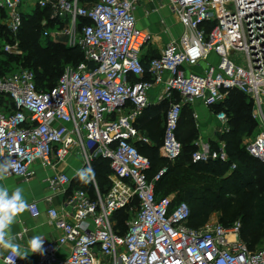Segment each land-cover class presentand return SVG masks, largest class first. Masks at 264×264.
Returning <instances> with one entry per match:
<instances>
[{"label": "built area", "instance_id": "1", "mask_svg": "<svg viewBox=\"0 0 264 264\" xmlns=\"http://www.w3.org/2000/svg\"><path fill=\"white\" fill-rule=\"evenodd\" d=\"M139 1L0 0L2 22L12 33L21 29L25 13L43 10L48 13L43 38L66 36L67 44L84 55L48 90L38 88L29 69L0 75V161L16 165L8 175L32 178L36 163L52 168L73 152L82 155L85 167L102 157L112 170L107 193L95 179V198L84 190L71 191L72 178L64 172L47 179L56 194L71 191L66 201L71 211L63 217L56 207L48 210L62 234L41 245L37 264H264V247L250 249L241 238V222L190 227V205L176 201L174 194L157 193L167 167L150 179L151 160L134 141L149 142L137 135L136 122L157 85L170 103L159 147L170 162L183 152L177 133L184 105L200 101L215 107L238 90L252 100L260 125L246 151L264 163V0H169L183 33L147 65L141 52L151 34L137 25ZM4 50L23 54L19 40ZM211 54L216 62L208 60ZM215 116L217 133L228 132L227 111ZM212 142L198 136L194 163L229 161L226 142L217 138V147ZM235 168L233 163L229 170ZM134 202L137 211L121 232L115 215L132 209ZM28 209L33 216L41 214L36 201ZM66 243L73 246L62 259L57 251Z\"/></svg>", "mask_w": 264, "mask_h": 264}, {"label": "trees", "instance_id": "2", "mask_svg": "<svg viewBox=\"0 0 264 264\" xmlns=\"http://www.w3.org/2000/svg\"><path fill=\"white\" fill-rule=\"evenodd\" d=\"M45 17H48V13L39 9L25 13L21 29L14 34L2 22L4 13L0 11V75L17 71L15 69L21 65L29 66L35 73L38 88L48 90L57 84L67 64L76 67L84 61V55L79 48L68 45L62 39L43 38L42 20ZM15 40L20 41L23 50L21 56L4 50L5 44L14 43ZM3 101L4 99L0 98V105ZM213 108L216 112L225 109L231 117L230 130L219 136V140H224L227 144L230 156L228 162L192 161L196 146L190 139L197 138L199 133L192 118L184 120V117H181L177 136L183 141L184 149L175 164L171 165L172 162L160 155V144L139 149L151 160L150 179L161 168L167 167L165 175L156 183L157 193L166 196L176 192V201H186L190 205V227L200 228L199 223H205L212 208L219 204L227 209L228 220L240 219L241 238L254 250L264 241V163L252 157L246 151V143L243 144V135H250L256 129L252 115L253 102L246 94L233 90L225 103ZM155 119L159 120V116ZM183 125L185 131L180 133ZM154 140L159 142L156 137ZM212 144L217 147V140ZM233 163L236 168L229 173ZM93 168L97 172L95 173L101 193H107L111 183L105 178L108 173H112L108 159L97 158L93 162ZM219 174L223 178L218 181L215 176ZM209 180L210 184H202ZM90 192L94 195L93 187ZM229 194L232 196L227 197ZM233 208L234 212L231 214ZM127 217V210H121L115 215L116 227L121 232L127 229Z\"/></svg>", "mask_w": 264, "mask_h": 264}, {"label": "crops", "instance_id": "3", "mask_svg": "<svg viewBox=\"0 0 264 264\" xmlns=\"http://www.w3.org/2000/svg\"><path fill=\"white\" fill-rule=\"evenodd\" d=\"M135 15L138 27L148 31L152 35L153 43L151 46L153 44L156 45L155 48L151 49V46L147 47V42L142 49L141 57L147 65L153 58L161 55L162 50L169 41L178 39L181 36L183 33V26L178 20V17L174 14L169 0H140L136 4ZM191 70L199 71V67H193ZM162 88L163 87H160V85H157L150 91V105L136 122L138 129L137 135L149 139L148 143L141 141L140 138L134 139L135 143L138 147H141V149L146 146L154 147L157 145L154 139L157 135V123L161 119L156 120L155 118L158 116L160 118V115L163 113V109L159 106H161L165 100L169 102V100L162 98ZM210 109L211 107L205 105L202 109L203 112L197 109L194 115L198 119V136L214 141L220 136V134L217 133L220 122L214 114L211 112L209 113ZM83 167L85 166L82 155L73 152L64 161L57 162L55 167L52 168L43 167L40 163H36L34 165L35 175L32 178L25 179L20 176L7 175L4 180L0 181V184L8 187L10 192L17 186L21 187L24 190L23 195L28 204L36 201L39 203L41 210L39 216H33L29 209L25 210L17 215L14 224L11 226L10 238H13L16 243L20 244L21 250L26 253V256L21 258L22 264L38 263L40 257L39 252H33L29 247V240L32 237L39 236L42 244H44L49 241H57L62 234V231L57 226V220L52 218L48 213L50 208L56 207L61 216H66L71 211L66 201L73 190H84L91 194L90 190L93 187L94 195L91 194V196L93 198L96 197V187L94 183L84 184L75 178L76 170ZM56 172H64L72 178L71 191L66 195L56 194L49 188L47 179ZM69 219L72 220V218ZM72 246V243L60 245L57 251L58 256L62 259L66 258L70 254ZM0 252L3 253L0 255V264H4L2 256L7 251L0 250Z\"/></svg>", "mask_w": 264, "mask_h": 264}, {"label": "clouds", "instance_id": "4", "mask_svg": "<svg viewBox=\"0 0 264 264\" xmlns=\"http://www.w3.org/2000/svg\"><path fill=\"white\" fill-rule=\"evenodd\" d=\"M8 160L0 161V181L9 174V170L15 167ZM75 178L81 183L89 184L95 182V170L89 162L86 167L76 170ZM23 189L17 186L11 192L8 187L0 184V250L9 254L4 260V264H15L16 258H24L26 253L21 250V245L16 243L9 234L11 226L14 224L17 215L29 208V204L24 198ZM42 241L39 236H34L29 240V247L33 252L41 250ZM3 253L0 252V255Z\"/></svg>", "mask_w": 264, "mask_h": 264}, {"label": "rangeland", "instance_id": "5", "mask_svg": "<svg viewBox=\"0 0 264 264\" xmlns=\"http://www.w3.org/2000/svg\"><path fill=\"white\" fill-rule=\"evenodd\" d=\"M152 35H151V37H150V39L148 40V43H147V47L148 46H151V44L153 43V41H152ZM61 39L62 40H64L65 42L67 41V37L66 36H61ZM67 43V42H66ZM155 46L156 45H152L150 48L151 49H153V48H155ZM73 47V46H72ZM149 50V49H148ZM22 55V54H21ZM20 55V56H21ZM209 61H211V62H216L217 61V58H216V56L215 55H213V54H211L210 55V57H209V59H208ZM241 60H243V59H239V61H241ZM69 67H72V65L71 64H67L65 67H64V71L67 69V68H69ZM21 69H29V70H32V68L31 67H29V66H19V67H17L15 70H21ZM33 71V70H32ZM15 72V71H14ZM34 72V71H33ZM9 73V72H8ZM176 98L178 99V100H181V97L178 95V94H176ZM159 107H161L163 110H162V114L160 115V118L159 119H161V120H159L158 121V123H157V131H156V138H158L159 139V142L158 141H156L157 142V144H160L161 145V142L163 141V137H164V130H165V120H166V116H167V112H168V109H169V102H167L166 100H165V102H163V104L161 105V106H159ZM205 107V105L202 103V102H197V103H195V104H186V105H184V108H183V112H182V118L184 117V120L185 119H188V118H192L193 119V124L195 125V126H197V124H198V119L196 118V116L194 115L195 113H196V110L197 109H200V112H203V108ZM212 113V114H216L217 112L214 110V108L213 107H211V109H210V111H209V113ZM214 112V113H213ZM253 115V114H252ZM162 116H163V118H162ZM228 116L230 117V114H228ZM231 118V117H230ZM254 118V117H253ZM254 120H255V122H256V129L253 131V133L252 134H250V135H243V144L244 143H247L249 140H251L259 131H260V125H259V123H258V121L254 118ZM161 122H163V123H161ZM185 131V126L183 125V127H182V129H181V132L180 133H183ZM198 138V137H197ZM197 138H195V137H193V139H190V142H192L193 144H194V142L197 140ZM180 142H181V144H182V147H183V149H184V143H183V141L182 140H180ZM176 162H178V160L177 161H175V162H172V164L171 165H173V164H175ZM94 169V168H93ZM96 172V171H95ZM229 173L231 172L230 170L228 171ZM97 173V172H96ZM95 173V179L97 180V174ZM215 172H213V174H214ZM215 174H217V173H215ZM215 178H216V180H221V178H223V176L221 175V174H219V175H216L215 176ZM105 180H107L109 183H111V177H110V173H108V175L106 176V178H105ZM98 181V180H97ZM206 182H208V183H206ZM210 182H211V180H209V181H205L204 183H202V184H210ZM201 193V192H200ZM172 194H174V195H176V192H173ZM202 194V193H201ZM232 195L231 194H229V195H227V197H231ZM189 202V201H188ZM191 204V203H190ZM134 205L135 206H133V208L132 209H128L127 210V215H128V217H127V219H126V222L127 221H129V220H131L132 218H133V215H134V213L137 211V202H134ZM226 210L227 209H225V208H222L219 204H217L215 207H213L212 208V210H211V212H210V215H209V218H208V220L205 222V223H203V224H201V223H199V227L200 228H198V229H201V228H203V227H207V226H214V225H217V224H222V225H224V226H226V227H231V226H233V225H235L237 222H241L240 221V219L238 218V219H234V220H228L227 218H226ZM234 212V208L233 209H231V214ZM264 247V241H263V243L261 244V245H257V247L254 249V250H256V249H260V248H263Z\"/></svg>", "mask_w": 264, "mask_h": 264}]
</instances>
